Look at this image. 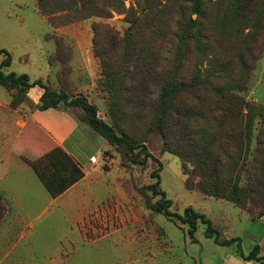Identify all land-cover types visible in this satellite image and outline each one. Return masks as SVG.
Returning a JSON list of instances; mask_svg holds the SVG:
<instances>
[{"label":"rangeland","instance_id":"374dc122","mask_svg":"<svg viewBox=\"0 0 264 264\" xmlns=\"http://www.w3.org/2000/svg\"><path fill=\"white\" fill-rule=\"evenodd\" d=\"M44 1L46 6L40 0H0V48L12 55L4 71L26 73L32 80L41 78L51 89L70 96H87L96 105L99 117L117 130L126 129L135 142L145 143L155 160L134 163L138 149L130 151L123 145L110 144L85 122L81 106L59 105V109L76 114L93 134V142L82 145L79 156L85 165H93L88 159L90 153L103 156L106 186H96L94 193L99 195L105 189L107 199L97 204L98 209L95 204L84 209V202L70 200L68 195L50 202L43 185L33 187L28 173L24 179L20 176L24 173L9 168L8 182L17 188L19 200L13 203L10 214L11 203L0 193V264H259L245 259L241 251L248 254L259 244L260 254H264V43L246 88L239 92L245 105L234 124L227 121L223 134L215 137V109L205 103L195 108L193 117L172 119L167 149L160 129L150 120L153 111L149 106L157 87L148 81L146 87L151 92L146 93L150 98L146 104H138L122 92L112 95L105 86L103 60L136 69L124 64L120 55L123 45L107 35L104 26H97L108 24L122 35L129 25L125 14L76 19L71 10L65 9L68 0ZM126 4L129 6L130 1ZM137 56L140 60L148 58V47ZM137 69L145 70L144 64ZM29 90L26 93L18 86L0 84L1 98H8L6 105L0 106V114L15 112L17 117L29 119L39 102L32 101ZM9 125L13 130L21 129L16 122ZM37 129L42 131L30 125L24 128ZM20 143L15 152L26 162L51 160L49 151L41 152L29 141ZM146 151L142 150L140 159ZM63 159L59 154L54 161L59 173L63 171L60 165H70ZM220 160L226 166L221 178L215 180V165H221ZM46 161H42L44 166ZM159 162V188L172 200L173 212L182 214L192 206L211 218L221 240H241L218 244L206 236V226L200 222L192 240L187 224L156 212L152 205L159 195H154L149 185L157 180L152 172ZM234 183L238 184L236 194L230 192ZM4 185L8 186L7 181L0 179V188ZM78 213H84V217Z\"/></svg>","mask_w":264,"mask_h":264},{"label":"trees","instance_id":"16d2710c","mask_svg":"<svg viewBox=\"0 0 264 264\" xmlns=\"http://www.w3.org/2000/svg\"><path fill=\"white\" fill-rule=\"evenodd\" d=\"M55 1L58 3V0ZM126 1L68 0L65 7L73 12L76 19H108L113 17L114 12L125 14L129 25L122 35L108 24H96L104 26L107 35L115 37L116 43L123 45L120 55L124 64L136 66V69H131L103 60L105 86L109 92L113 95L119 91L138 104H146V99L150 98L146 92H151L146 87L148 81L154 84L157 89L154 90L156 97L149 106L150 112L153 111L150 120L152 126L160 129L167 149L172 119L193 117L196 114L195 108L200 109L205 103L211 110L215 109V137L225 129L227 121L232 120L234 124L245 105L239 92L246 88L248 76L263 50L264 0H129V6ZM40 2L43 6L48 4L44 0ZM147 47L148 58L140 60L137 54H142ZM1 55L5 56L0 61V84L9 88L18 86L26 93L36 85L44 89L34 110L58 108L61 104L81 106L85 111V122L110 144L123 145L130 151L138 149L132 159L134 163L145 164L148 158L155 160L146 151L145 143L135 142L126 129L117 130L99 117L96 105L87 96H70L65 91L53 90L41 78L32 80L26 73H6L3 68L11 64L12 55L6 48H0ZM143 64L145 70H138L137 66ZM142 150L146 152L144 158L140 159ZM220 150H225L223 144ZM58 153L75 168L76 175L67 173L69 165H60L64 172L56 171L55 154L48 161L41 158L30 162L54 197L81 176L74 161L61 149ZM42 161H46L45 166ZM158 164L152 172L157 180L149 185L153 194L159 195V199L152 205L156 212H163L187 224L192 240L196 239L198 222L205 224L206 236L214 238L218 244L230 245L241 240L239 237L221 240L220 232L211 218L192 206H187L182 214L173 212L170 209L172 200L159 188L162 163ZM220 164L215 165V180L221 178L226 162L220 160ZM231 188L230 192L236 194L238 184H232ZM216 193L224 195L222 192ZM235 200L242 204L238 197ZM260 251L261 246L256 244L248 254L241 251V255L245 259L264 264V254H260Z\"/></svg>","mask_w":264,"mask_h":264},{"label":"crops","instance_id":"0c3cea01","mask_svg":"<svg viewBox=\"0 0 264 264\" xmlns=\"http://www.w3.org/2000/svg\"><path fill=\"white\" fill-rule=\"evenodd\" d=\"M1 59L2 57L0 56V61ZM43 92L44 89L41 86L36 85L30 88L28 95L34 103H37ZM7 99L8 98H1L0 95V106L6 105L8 101ZM27 117L29 119L19 118L15 112L9 115L0 114V179L6 180L8 183V186L4 185V187L0 188V193H2L11 203V209L9 210L10 214L14 208L13 203L19 200V196L17 195V188L11 186L8 182L11 173L9 168L12 167L14 169L13 171L16 173H24L23 175L20 174V176H24V179L25 177L28 178V173L33 187L37 186V184L44 186L30 163L26 162L21 156L16 154L15 151L21 146V141H29L34 144L38 150L41 149V152L46 150L49 151L52 157L53 154L58 155L59 149H61L63 153L74 161V164H76L74 166H76L81 172V176L83 174L82 177H79L77 182L72 183V186H70L59 197L52 196L46 189L50 202H58L68 195L70 200L73 199L79 201V203L84 202L87 206H84V209H91L94 204L95 208L98 209L97 204H99V202L101 203L104 199H107V191L105 189H103L102 192L99 191V195L94 193L96 186H99L100 189L106 186V176L104 175L105 166L101 163L103 162V156L101 155V157H99L94 152L90 153L88 159L93 165H85L83 159L79 156L81 146L85 143H90V141L93 142L90 137L93 136L90 129L85 127L76 114L67 109H36L30 112ZM10 120L13 123L16 122L19 124L21 129L13 130L14 126L9 125L11 123ZM28 125L40 128L42 131H39L38 129L31 131L24 130ZM91 159L95 161H91ZM70 172L76 175V170L72 165H69L67 173ZM102 179L104 181H102ZM44 188L46 187L44 186ZM83 214L84 213H78L77 215L83 218ZM20 216L21 215H19V217Z\"/></svg>","mask_w":264,"mask_h":264}]
</instances>
